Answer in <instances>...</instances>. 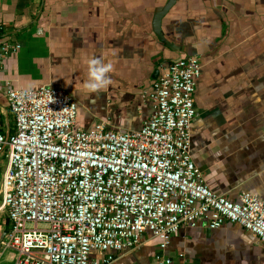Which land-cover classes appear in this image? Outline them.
Masks as SVG:
<instances>
[{
    "label": "crops",
    "instance_id": "1",
    "mask_svg": "<svg viewBox=\"0 0 264 264\" xmlns=\"http://www.w3.org/2000/svg\"><path fill=\"white\" fill-rule=\"evenodd\" d=\"M0 27L23 44L8 71L13 86L65 90L84 129L99 122L140 129L153 112L145 92L164 67L199 56L193 159L213 191L264 200V0H0ZM95 57L113 65L99 94L86 86ZM0 109L7 111L1 92ZM2 204L0 194V240L9 227ZM9 250L2 262L14 263ZM107 254L94 253L92 264H104ZM162 254L173 264H264V243L234 222L182 226L166 250L145 233L110 264H157Z\"/></svg>",
    "mask_w": 264,
    "mask_h": 264
},
{
    "label": "built area",
    "instance_id": "2",
    "mask_svg": "<svg viewBox=\"0 0 264 264\" xmlns=\"http://www.w3.org/2000/svg\"><path fill=\"white\" fill-rule=\"evenodd\" d=\"M22 47L0 27V92L10 109H0V155L8 151L0 194L9 219L0 264L7 249L13 264H92L94 253L105 252L110 264L145 233L164 251L182 226L217 229L226 222L264 243V200L213 191L193 159L199 56L169 62L145 92L151 116L140 129L121 131L104 122L78 127V104L63 89L13 86L8 71ZM157 259L173 264L164 254Z\"/></svg>",
    "mask_w": 264,
    "mask_h": 264
},
{
    "label": "clouds",
    "instance_id": "3",
    "mask_svg": "<svg viewBox=\"0 0 264 264\" xmlns=\"http://www.w3.org/2000/svg\"><path fill=\"white\" fill-rule=\"evenodd\" d=\"M113 70L111 63H104L101 57H95L88 63V82L87 88L92 93L99 94L111 84L110 73ZM54 97L51 94L49 102L53 101Z\"/></svg>",
    "mask_w": 264,
    "mask_h": 264
},
{
    "label": "rangeland",
    "instance_id": "4",
    "mask_svg": "<svg viewBox=\"0 0 264 264\" xmlns=\"http://www.w3.org/2000/svg\"><path fill=\"white\" fill-rule=\"evenodd\" d=\"M6 109L7 110H10L9 109V107H8V105L6 104ZM12 115V113H10V116ZM3 119V118H2ZM11 121H12V123L14 122V120L12 119V117H11ZM8 151H4L3 153H1V155H0V161H1V164H0V169H1V172H4L5 171V169H6V166H7V157H6V153H7ZM33 224H29V226H32ZM40 227H42V224L40 225ZM9 251H12V250H9ZM3 263L4 264H13V263H8V262H5V261H3Z\"/></svg>",
    "mask_w": 264,
    "mask_h": 264
}]
</instances>
